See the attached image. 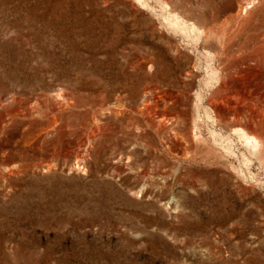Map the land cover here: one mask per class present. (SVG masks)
Segmentation results:
<instances>
[{
    "label": "rangeland",
    "instance_id": "1",
    "mask_svg": "<svg viewBox=\"0 0 264 264\" xmlns=\"http://www.w3.org/2000/svg\"><path fill=\"white\" fill-rule=\"evenodd\" d=\"M0 264H264V0H0Z\"/></svg>",
    "mask_w": 264,
    "mask_h": 264
},
{
    "label": "bare ground",
    "instance_id": "2",
    "mask_svg": "<svg viewBox=\"0 0 264 264\" xmlns=\"http://www.w3.org/2000/svg\"><path fill=\"white\" fill-rule=\"evenodd\" d=\"M246 140H248V141H247V144H248V145H251V147H252V142H253L254 144H256V147L259 146L258 141H257L256 139L252 140V137H248V138H246Z\"/></svg>",
    "mask_w": 264,
    "mask_h": 264
}]
</instances>
